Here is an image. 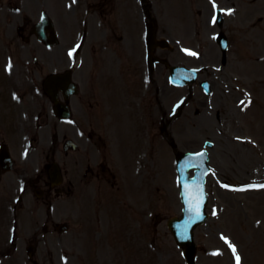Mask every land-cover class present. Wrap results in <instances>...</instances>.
<instances>
[{
  "label": "rangeland",
  "instance_id": "obj_1",
  "mask_svg": "<svg viewBox=\"0 0 264 264\" xmlns=\"http://www.w3.org/2000/svg\"><path fill=\"white\" fill-rule=\"evenodd\" d=\"M0 6H4L2 0H0ZM3 12L4 10L0 8V16L5 18L6 13L4 16ZM10 15L13 16L12 14ZM72 17L73 16L71 15L68 21L69 23L72 22ZM3 28L4 27L2 24L1 32H3ZM62 29L64 34L73 32V29L67 30L65 27ZM68 36L71 38L73 34ZM255 48L256 44L253 43L252 50ZM175 140L177 139L175 138ZM179 141L182 142L183 138L179 139ZM179 145L178 148H180ZM190 145L194 144L191 143ZM171 156V153H169L168 158H162L158 160L157 164H165L170 159L163 169H166L169 166L172 168L174 165ZM155 172H160V170L150 172L151 180ZM172 173L173 180H166V191H162L163 195L161 197H158V195L153 196V188L151 192L152 208L156 209L157 212L160 209H162L164 212V208H167L168 216L177 214L179 207L177 194L173 195L171 192L172 183L175 186V171L167 168V175ZM157 177L160 178L159 183H161V178L163 175ZM141 179H143V184L140 185L138 190L136 189V191L132 193L131 199L138 202L140 206H143L144 200L146 199V195L149 190L146 187L147 181L145 180V175H143ZM234 198L238 200V196H234ZM251 210L255 212L253 209ZM262 211L264 213V206ZM141 213H144V211L141 210ZM156 216L157 215L151 216L152 225L157 223ZM211 219L205 225L197 229L195 233V240L198 244L199 250L197 254V264H230L229 256L224 249L220 250L218 253L216 252L215 254H213L215 251L211 250L216 246L215 243L220 241L218 234L220 231L224 230L223 221L220 222L221 227L216 225L217 231L215 230L216 220L214 219L211 221ZM75 221L76 226L70 227L69 233L66 234L61 240V245L58 246L59 244L57 241L55 242L54 247L52 246L50 249L53 252V259L54 263L56 264H185L184 260L179 254V249H177L169 231L164 225L165 222H163L161 227H159L157 230H154V228L151 230L152 232L150 234V238L152 241V246L151 248H146L143 240L144 236L138 231H134L133 233L129 234L128 237L131 243L130 246L124 238V233L118 235L117 238L119 241L118 243H115L112 240V236L110 234L111 227H109L108 231L104 229L97 230L95 226H86L85 224L81 223L80 220ZM227 225H229V222H227ZM236 237L237 239H241V235L239 234H237ZM139 238H141L140 241ZM239 241L237 242L243 245V242ZM220 243L223 244L221 241ZM241 251L245 258V262L243 264H246L244 246L241 247ZM12 254L13 255L10 257L0 258V263L20 264L19 262H21L22 254H24V252L14 251ZM9 259L12 261H8ZM64 259L67 263H64ZM254 263L257 264L255 261Z\"/></svg>",
  "mask_w": 264,
  "mask_h": 264
},
{
  "label": "snow or ice",
  "instance_id": "obj_2",
  "mask_svg": "<svg viewBox=\"0 0 264 264\" xmlns=\"http://www.w3.org/2000/svg\"><path fill=\"white\" fill-rule=\"evenodd\" d=\"M233 251H235V249L233 248ZM237 259V264H239V257H236Z\"/></svg>",
  "mask_w": 264,
  "mask_h": 264
},
{
  "label": "flooded vegetation",
  "instance_id": "obj_3",
  "mask_svg": "<svg viewBox=\"0 0 264 264\" xmlns=\"http://www.w3.org/2000/svg\"><path fill=\"white\" fill-rule=\"evenodd\" d=\"M72 183V182H71Z\"/></svg>",
  "mask_w": 264,
  "mask_h": 264
}]
</instances>
